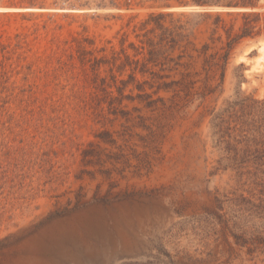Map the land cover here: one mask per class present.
<instances>
[{
  "label": "rangeland",
  "instance_id": "obj_1",
  "mask_svg": "<svg viewBox=\"0 0 264 264\" xmlns=\"http://www.w3.org/2000/svg\"><path fill=\"white\" fill-rule=\"evenodd\" d=\"M8 1L0 0V13L42 17H1L5 37L36 25L28 61L54 52L65 64L48 76L13 72L0 85V264H264V192L250 195L245 179L236 184L209 114L238 91L264 99V38L235 50L221 93L157 129L156 114L139 99L110 113L90 67L75 53L67 57L77 48L73 38L110 57L124 33L137 43L133 26L148 14L204 9L178 0H34L35 9L8 8ZM128 74L115 72L125 81ZM98 75L108 77V68ZM139 94L135 84L124 91ZM239 195L254 208L236 212L229 202Z\"/></svg>",
  "mask_w": 264,
  "mask_h": 264
},
{
  "label": "trees",
  "instance_id": "obj_2",
  "mask_svg": "<svg viewBox=\"0 0 264 264\" xmlns=\"http://www.w3.org/2000/svg\"><path fill=\"white\" fill-rule=\"evenodd\" d=\"M7 3L6 6L12 9H35L38 6L34 0H9ZM178 3L204 8L261 10L178 15L150 13L143 22L133 26L132 33L137 43L128 42L124 33L120 49L112 48L110 57H97L95 51H89L81 41L73 38L77 48L70 47L68 59L74 58L75 53L82 68L90 67L95 76L96 89L103 92L108 110L113 115L125 99H139L156 114L152 126L157 129L164 126V121L185 120L189 109L193 108L196 112L207 98L223 91L235 50L245 42L264 38V0H178ZM38 9L41 10V7ZM1 17L29 20L42 17V14L0 13ZM36 32V25L21 26L12 36L5 37L6 30L0 29V85L7 83L13 72L20 74L26 70L27 76L45 71L48 76L50 67L55 72L65 64L61 57H54V52L45 57V54L35 55L33 61H28L29 38L34 36L36 39ZM129 49L133 51L132 55L128 53ZM259 52L264 54V49ZM54 60L56 65H53ZM103 66L108 68V77L98 75ZM241 68L240 65L235 69L238 84L242 78ZM127 69L129 79H118L115 72L121 76ZM137 74L142 78L148 76V80L136 81ZM130 84H135L142 94L136 98L125 96L124 91ZM112 87L116 88L117 95L108 90ZM146 87L152 92L147 93ZM161 92L171 94L170 98L158 97L154 100L153 96ZM209 114L212 116L213 140L224 150L226 168L235 173L236 184L242 187L241 182L245 179L250 186V195L257 188H262L264 192V99L255 100L238 91L222 109L217 112L213 109ZM152 126L150 130L154 133ZM241 196L229 202L237 209L236 212L244 209L241 205L253 209V204ZM220 205V210H223L224 202Z\"/></svg>",
  "mask_w": 264,
  "mask_h": 264
},
{
  "label": "water",
  "instance_id": "obj_3",
  "mask_svg": "<svg viewBox=\"0 0 264 264\" xmlns=\"http://www.w3.org/2000/svg\"><path fill=\"white\" fill-rule=\"evenodd\" d=\"M184 7H186V6H184ZM195 7L196 8H200V9H204L205 11H208L206 9H232V10H237L235 12H245V11H251V10H261V8H249V9H246V8H220V7H208V8H204V7H198V6H195ZM27 9H29V8H27ZM228 12H231V11H228Z\"/></svg>",
  "mask_w": 264,
  "mask_h": 264
}]
</instances>
